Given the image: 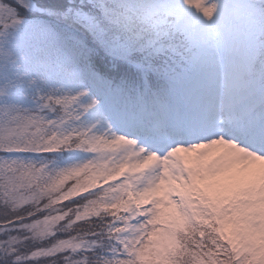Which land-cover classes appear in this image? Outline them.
Masks as SVG:
<instances>
[{
	"label": "snow or ice",
	"instance_id": "snow-or-ice-1",
	"mask_svg": "<svg viewBox=\"0 0 264 264\" xmlns=\"http://www.w3.org/2000/svg\"><path fill=\"white\" fill-rule=\"evenodd\" d=\"M0 264H264V0H0Z\"/></svg>",
	"mask_w": 264,
	"mask_h": 264
}]
</instances>
